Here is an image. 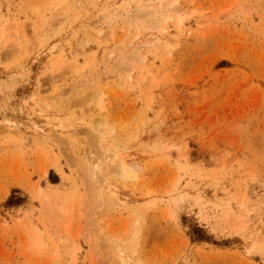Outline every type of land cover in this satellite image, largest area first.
<instances>
[{"label": "rangeland", "instance_id": "rangeland-1", "mask_svg": "<svg viewBox=\"0 0 264 264\" xmlns=\"http://www.w3.org/2000/svg\"><path fill=\"white\" fill-rule=\"evenodd\" d=\"M145 2L0 0V264H113L101 240L129 234L132 206L144 264H264V0H180L181 29ZM99 120L137 185L89 144Z\"/></svg>", "mask_w": 264, "mask_h": 264}, {"label": "bare ground", "instance_id": "bare-ground-1", "mask_svg": "<svg viewBox=\"0 0 264 264\" xmlns=\"http://www.w3.org/2000/svg\"><path fill=\"white\" fill-rule=\"evenodd\" d=\"M140 2H143L144 0H139ZM146 2H153V1H159V3L160 4H158V5H160V7H159V9L156 11L155 10V14H154V16H152V15H150V16H148V20H149V23L151 24V26H154L155 25V27H157V25H159V24H161V23H165L166 21H167V19H169V18H174V17H176V19H177V28L178 29H181L183 26H184V24H185V20L187 19L186 17L189 15V14H192L191 12H184V5H183V3H180V0H145ZM165 1H168L169 3L167 4V6H163L164 5V2ZM145 2V3H146ZM145 3H144V5H145ZM167 3V2H166ZM166 3H165V5H166ZM135 4V3H134ZM147 4V3H146ZM153 4V3H152ZM76 5V4H75ZM147 6V5H146ZM144 7V6H143ZM149 7V6H148ZM152 7V6H151ZM126 8H127V6H126ZM134 8H136V9H134ZM139 8H141V9H143L142 7H141V5L140 4H138V6L136 5L135 7H134V5H131L130 4V6L128 7V9H125L124 11H123V13L124 14H127L128 12H131L130 10H132L133 9V12H134V10H139ZM148 8H144V11H146ZM155 9H157V6H156V8ZM149 10H153V9H148L147 11H149ZM140 11H142V10H140ZM154 11V10H153ZM152 11V12H153ZM150 12V11H149ZM137 13H140V12H137ZM144 14V13H143ZM148 14H150V13H148ZM196 14V13H195ZM145 16L147 15V14H144ZM144 15H142L143 17H145ZM136 16V15H135ZM141 16V13H140V15H139V17ZM141 16V17H142ZM67 17V16H66ZM65 17V18H66ZM138 17V16H137ZM136 17V18H137ZM70 17L68 16L67 17V19H69ZM130 18V17H129ZM146 18V21H147V17H145ZM67 19H65V20H67ZM72 19V18H71ZM70 19V20H71ZM141 19H144V18H141ZM140 19V20H141ZM125 20V19H124ZM174 20H175V18H174ZM68 22H69V20H67ZM73 21H74V19H73ZM142 21V20H141ZM67 22V23H68ZM71 22V21H70ZM144 22V21H143ZM148 22V21H147ZM66 23V22H65ZM148 23V24H149ZM167 23V22H166ZM198 23V22H197ZM69 24V23H68ZM71 24V23H70ZM62 25H64V24H62ZM67 26V25H66ZM70 26V25H69ZM71 26H73V25H71ZM167 26V25H166ZM166 26H163L162 28H161V30L162 31H165L166 29H167V27ZM61 27V26H60ZM65 27V26H64ZM190 27H191V25H190ZM69 28V27H68ZM65 30V29H64ZM59 31V30H58ZM100 34V33H99ZM168 45V44H167ZM136 46V45H135ZM137 47V46H136ZM135 47V48H136ZM137 49V48H136ZM136 51V50H135ZM130 52V51H129ZM128 52V53H129ZM133 52V54L131 55V54H129V56L130 57H132L131 59H125L127 56H125V54H124V56L122 55H120L121 57V59H125L128 63L130 62V61H133L134 63H137L139 66H140V68L143 70L144 69V67L146 66L145 65V56H139V54H138V50L136 51L137 53H135L134 51H132ZM127 52H126V55L128 54ZM136 55H135V54ZM129 56L127 57V58H129ZM119 58V57H118ZM120 59V60H121ZM133 59V60H132ZM119 60V59H118ZM134 60H136L137 62H135ZM121 61H124V60H121ZM120 61V62H121ZM139 61V62H138ZM119 63V62H118ZM122 63V67H124L125 65L123 64V62H121ZM131 64V63H130ZM130 64H128V65H130ZM133 64V63H132ZM124 65V66H123ZM125 66V67H129V66ZM120 66V65H119ZM131 67H130V69L129 68H125V70H131V68H133L132 67V65H130ZM138 68V67H137ZM146 68H148V67H146ZM124 69V68H123ZM135 69V68H134ZM126 71L127 73H129V72H132V70L131 71ZM136 70V69H135ZM148 73V72H147ZM150 74V73H149ZM151 75H153V74H151ZM148 75H144V74H142L141 73V79H145V77H147ZM152 77V76H151ZM153 78H154V76H153ZM155 79V78H154ZM136 85V84H135ZM102 98H103V96H102V93L100 94V93H98V92H95L91 97H90V102L91 103H93L100 111H102V110H104L105 109V104H104V101L102 100ZM68 115V114H67ZM68 116H70V115H68ZM70 118H71V116H70ZM66 119V118H65ZM69 119V118H68ZM61 122H63V121H61ZM60 123V122H59ZM95 126V128H94V130L93 129H91V131L89 132V144L91 145V146H93V148H95L94 150L96 151V153L99 155V158H105L103 155L105 154V152H107V151H109L110 153H108L107 155H106V157H108V158H111L109 161H108V158L106 159V161H103V164H102V166H106V162L108 161V162H110L109 163V165H108V169H110V171H109V173H110V176L111 177H113L112 179H115L116 181H120V183L122 182L124 185H127L128 183H132L133 185H137L138 184V182H140V179L142 178L141 176H140V173H141V170H142V168H141V166L138 164V163H128L127 161H126V157H124V154L122 153L123 151H122V149H124V145L119 141V142H116V143H113V150L111 151V148L108 150V148H106V147H104V148H106L107 150L104 152V148H103V143H105V142H108V144L109 145H107V146H110V144H111V142H109L108 141V137H109V134L112 132V129L114 128H111L112 126L107 122V121H105V120H99L98 122H97V124H95L94 125ZM115 129V128H114ZM113 129V130H114ZM114 139H117V138H115L114 137ZM114 139H112V141H114ZM120 143L123 145V147L120 145ZM105 146H106V143H105ZM126 148V147H125ZM126 150V149H125ZM87 165V164H86ZM87 167V166H86ZM103 167V168H104ZM107 167V166H106ZM96 170V169H95ZM99 170L100 169H98V172H99ZM101 170H104V169H102V167H101ZM96 173H97V171H95ZM107 172V171H106ZM105 172V173H106ZM111 173H112V175H111ZM95 174V173H94ZM93 174V175H94ZM100 174V173H99ZM107 174V173H106ZM106 174H104L103 176L102 175H98V176H96V178H100V177H104ZM97 175V174H96ZM109 175V174H108ZM114 175V176H113ZM88 177H89V175H87ZM88 179V178H87ZM89 180H91V187L95 184V183H93V180H94V178H92V179H90L89 178ZM100 180L102 181V183L101 184H103V182L105 183V181H103V179H99V182H100ZM104 180H106V176L104 177ZM109 180V179H108ZM108 180H106V181H108ZM95 182V181H94ZM108 183L109 182H107V185H108ZM88 184H89V182H88ZM99 186V184H95V186ZM101 186H103V185H101ZM109 186H111V185H108V187ZM100 187V186H99ZM98 187V190L100 191V189L101 190H103V188H105L104 186H103V188L101 187V188H99ZM93 188H95V187H93ZM110 188H112V187H110ZM109 188V189H110ZM96 189V188H95ZM98 190H96V193L95 194H93L92 195V198H93V203H96V201H97V199H98V197L99 196H97L98 195ZM108 190V189H107ZM48 192V191H47ZM47 194V193H46ZM109 194V193H108ZM110 199H108L109 200V202H106V204L108 203V204H111V205H109V206H120V205H122V200L121 199H118V193L115 191V189H112L111 190V193H110ZM44 196V195H43ZM62 196V195H61ZM100 196H102V193H101V195ZM48 197H49V199H51L50 200V202L52 201V204L61 212V214H63V215H65V216H68L67 214H68V212L69 211H67L66 210V208L68 207H66L65 206V201H64V199L63 198H61L60 197V195H53L52 194V191H51V194H48L47 195V199H48ZM92 198H91V201H92ZM174 200V199H173ZM107 201V200H106ZM52 205V206H53ZM45 206V205H44ZM51 206V207H52ZM53 206V207H54ZM105 207H106V205H105ZM100 208V207H99ZM109 208H111V207H109ZM72 209V208H71ZM105 209V208H104ZM131 210H132V213H133V215L135 214V221H133V224H132V226H131V229H130V232H129V234L125 237V235H116V237H112L111 239H110V237H105V238H103V237H100V240H101V238H103L101 241H102V244H103V246H104V248H106V249H108V250H106V252H108L107 254H109L110 253V256H111V254H113L114 255V263L113 264H144L143 262H142V260L137 256V245H138V238H139V233H140V228H139V226H140V222L142 221V217L144 216V209H142V208H140V207H135V206H132L131 207ZM107 211V210H106ZM71 223V222H70ZM103 235V234H102ZM101 235V236H102ZM98 236V235H97ZM40 238V237H39ZM109 238V239H108ZM99 239V238H98ZM39 240V239H38ZM100 240H98L99 242H100ZM38 242V241H37ZM100 244V243H99ZM102 245H101V247H103ZM103 248V249H104ZM105 252V253H106ZM112 260V259H111ZM108 261V260H107ZM109 262V261H108ZM110 263V262H109Z\"/></svg>", "mask_w": 264, "mask_h": 264}, {"label": "trees", "instance_id": "trees-1", "mask_svg": "<svg viewBox=\"0 0 264 264\" xmlns=\"http://www.w3.org/2000/svg\"><path fill=\"white\" fill-rule=\"evenodd\" d=\"M12 201H15V199L13 198V200H11V202H12Z\"/></svg>", "mask_w": 264, "mask_h": 264}]
</instances>
